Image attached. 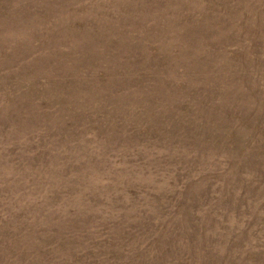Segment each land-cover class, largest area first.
Returning a JSON list of instances; mask_svg holds the SVG:
<instances>
[{
	"label": "rangeland",
	"instance_id": "1",
	"mask_svg": "<svg viewBox=\"0 0 264 264\" xmlns=\"http://www.w3.org/2000/svg\"><path fill=\"white\" fill-rule=\"evenodd\" d=\"M0 264H264V0H0Z\"/></svg>",
	"mask_w": 264,
	"mask_h": 264
}]
</instances>
